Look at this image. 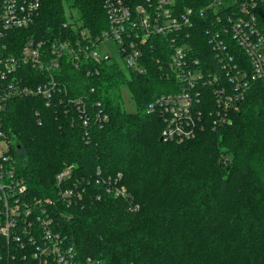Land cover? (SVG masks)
<instances>
[{
  "label": "trees",
  "instance_id": "obj_1",
  "mask_svg": "<svg viewBox=\"0 0 264 264\" xmlns=\"http://www.w3.org/2000/svg\"><path fill=\"white\" fill-rule=\"evenodd\" d=\"M41 2L34 22L19 33L22 41L49 43L82 29L96 37L108 27L106 0ZM177 2L200 9L210 0ZM208 24L196 17L190 37L205 71L216 70ZM152 43L142 49L144 73L127 67L128 78L115 60L94 63L98 73H88L64 57L62 89L49 105L36 96L9 103L0 117L18 174L56 214L71 213L58 219L60 230L82 256L106 264H264L263 84L253 83L228 113L230 123L218 115L216 88L203 89L194 136L167 140L159 111L148 108L176 80L154 62L162 40ZM125 86L135 112L122 104ZM79 98L86 112L99 106L108 121L84 126L77 107L67 105ZM63 169L70 175L59 181ZM115 186L124 190L117 194ZM67 188L71 197L62 196Z\"/></svg>",
  "mask_w": 264,
  "mask_h": 264
},
{
  "label": "built area",
  "instance_id": "obj_2",
  "mask_svg": "<svg viewBox=\"0 0 264 264\" xmlns=\"http://www.w3.org/2000/svg\"><path fill=\"white\" fill-rule=\"evenodd\" d=\"M41 5V0H0V114L9 103L30 96L42 97L49 105L62 89L59 76L64 57L76 69L83 66L97 74L94 63L112 58L96 50L107 39L115 41L127 67L140 73L146 71L143 47H153L154 38L162 40L154 62L176 81L148 109L159 111L167 140L183 142L194 136L192 126L201 117L196 105L203 89L216 88L218 115L230 123L228 113L253 83L264 86V0H210L200 9L181 6L177 0H106L108 27L96 37L82 29L79 36L49 43L33 38L22 41L19 33L34 22ZM199 16L209 23L205 34L216 70L205 71V60L192 52L190 37ZM84 104L80 98L67 101L77 107L84 126L92 122L103 126L108 121L102 108L98 106L93 114L86 112ZM3 125L0 117V264H106L80 255L60 230L58 219H69L71 213L56 214L55 205H45L31 194L17 172L12 142ZM69 173L63 169L57 180ZM115 188L117 194L124 190ZM61 193L71 197L74 192L67 188Z\"/></svg>",
  "mask_w": 264,
  "mask_h": 264
},
{
  "label": "rangeland",
  "instance_id": "obj_3",
  "mask_svg": "<svg viewBox=\"0 0 264 264\" xmlns=\"http://www.w3.org/2000/svg\"><path fill=\"white\" fill-rule=\"evenodd\" d=\"M96 50L100 54H106L109 53L111 55V60L112 61H118L120 66L123 68V70L127 73L128 78H130V74L127 68L126 62L122 59L120 52L118 50V47L115 43L114 40L112 39H107L104 40L100 43H98ZM123 106L125 107L126 111L128 112H135L137 111V104L134 99V97L131 95V92L127 86L123 88ZM115 190L116 188L113 187ZM65 190V189H64Z\"/></svg>",
  "mask_w": 264,
  "mask_h": 264
}]
</instances>
